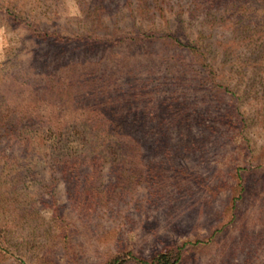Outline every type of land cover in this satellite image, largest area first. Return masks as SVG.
I'll return each mask as SVG.
<instances>
[{
	"label": "rangeland",
	"instance_id": "rangeland-1",
	"mask_svg": "<svg viewBox=\"0 0 264 264\" xmlns=\"http://www.w3.org/2000/svg\"><path fill=\"white\" fill-rule=\"evenodd\" d=\"M237 1L245 2L238 12L232 7ZM205 4L208 8L195 0H0V107L9 98L35 96L29 95L28 75L39 77V86L45 76L57 85L59 72L72 67L75 74L93 68L100 80L109 76L121 90L133 84L138 98L164 112L165 140L140 144L142 152L158 147L138 159L147 170L141 177L126 174L116 181L109 163H101L83 192L72 180L67 195L60 178L54 202L47 194L45 204L35 202L44 217L57 209L67 220L66 241L57 234L50 242L55 245L49 255L57 262L98 263L121 248L147 257L166 243L197 241L179 264H264V29L259 27L264 0ZM13 15L68 41L38 39ZM137 27L157 36L172 33L179 43L192 41L202 55L160 38L129 41ZM91 33L123 40L83 45L75 39ZM57 108L68 112L72 105ZM154 109L147 117L159 116ZM225 113L232 115L224 119ZM138 114L143 121L136 120L135 127L157 122ZM39 168L33 196L48 179L45 162ZM43 241L33 242L36 249ZM10 262L5 258L0 264Z\"/></svg>",
	"mask_w": 264,
	"mask_h": 264
},
{
	"label": "trees",
	"instance_id": "trees-1",
	"mask_svg": "<svg viewBox=\"0 0 264 264\" xmlns=\"http://www.w3.org/2000/svg\"><path fill=\"white\" fill-rule=\"evenodd\" d=\"M213 1L195 0V3L208 8L209 4L205 3ZM244 3L237 1L232 7L238 12L237 9ZM13 20L26 24L30 34L38 39H47L54 43L68 41V38L56 31L37 30L34 26H29L28 21L20 16L13 15ZM261 20L262 18L259 19V27L264 29ZM115 31L118 30H113ZM177 31L178 28L175 32ZM257 31L255 30L254 34ZM129 33V41L146 42L160 38L169 46L181 44L191 54L202 55L200 48L192 44V41L179 43L172 33H161L157 36L139 27ZM116 38L112 33L100 38L92 37L91 33L82 34L75 39L82 41L83 45H98L113 43ZM119 40L123 38L119 36L117 41ZM206 72L208 73V70ZM59 73L61 75L58 77L62 80H57V85L50 83L51 78L45 76L42 86L37 82L39 77L28 75L27 79L32 80L29 95L35 96L24 101L9 98L6 105L0 107V140L3 139V145H0V262L11 258L9 264H63L49 255L55 245L50 242L57 234L66 241L67 220L65 221L64 215L59 214L56 208L48 217H44L35 207V202L45 204L48 197L54 202L53 191L60 178L64 186H67V195L72 180L79 182L78 191L83 192L85 184L89 183L95 174L98 176L101 163H109L107 171L114 175L116 181L127 177L126 174L135 178L141 177V171L147 170L137 164L138 159L144 157L143 155L148 156L158 147H146L148 149L142 152L139 149L140 144L150 146L157 138L160 141L165 140L161 135L166 131V127L161 124L164 121V112L160 110L162 108L154 109L150 99L138 98L133 84L121 90L119 84L109 76L100 80V74L93 68L75 74L70 67L66 72ZM13 80L18 83L17 78L13 77ZM114 93L118 95H113ZM161 100L157 102H163ZM138 103H142V106ZM60 105H72V109L68 112L59 110L57 107ZM153 109L159 116L152 117V112L147 117V113ZM74 110L76 112H73ZM138 111L157 122L151 128L135 127L133 123H136V120L143 121ZM231 115L225 113L222 118L228 119ZM44 162L49 172L48 179L37 183V196H33L30 194V188L33 187L35 172L40 171L39 164L44 167ZM83 163L87 167L86 170H81ZM236 175L237 184L240 185L241 177L238 172ZM109 193L111 190L107 194ZM45 194L48 197L43 198ZM71 197L69 198L73 200ZM38 238L44 239L43 243L39 244L40 249H36L33 244ZM196 242L166 243L147 257L121 248L107 255L101 262L93 264H179ZM62 244L64 245L63 242ZM43 248L45 250L39 253ZM65 260V264H75L72 259Z\"/></svg>",
	"mask_w": 264,
	"mask_h": 264
}]
</instances>
